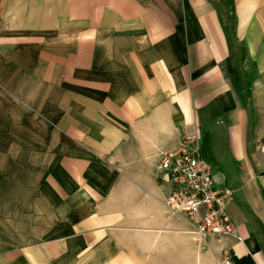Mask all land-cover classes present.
<instances>
[{
    "label": "crops",
    "instance_id": "1",
    "mask_svg": "<svg viewBox=\"0 0 264 264\" xmlns=\"http://www.w3.org/2000/svg\"><path fill=\"white\" fill-rule=\"evenodd\" d=\"M189 137L264 264V0H0V264H226L160 205Z\"/></svg>",
    "mask_w": 264,
    "mask_h": 264
},
{
    "label": "built area",
    "instance_id": "2",
    "mask_svg": "<svg viewBox=\"0 0 264 264\" xmlns=\"http://www.w3.org/2000/svg\"><path fill=\"white\" fill-rule=\"evenodd\" d=\"M156 168L160 181L171 187L160 201L164 214L187 225V233L195 243L214 239L228 264L232 253L226 241H242L226 211L233 193L214 186L212 166L202 156L197 138H186L160 151Z\"/></svg>",
    "mask_w": 264,
    "mask_h": 264
},
{
    "label": "rangeland",
    "instance_id": "3",
    "mask_svg": "<svg viewBox=\"0 0 264 264\" xmlns=\"http://www.w3.org/2000/svg\"><path fill=\"white\" fill-rule=\"evenodd\" d=\"M206 160L211 164L210 159L206 158Z\"/></svg>",
    "mask_w": 264,
    "mask_h": 264
}]
</instances>
